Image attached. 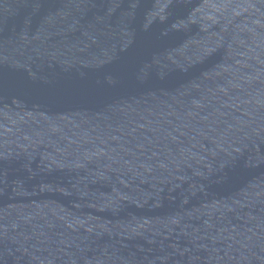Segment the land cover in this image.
<instances>
[{
  "label": "water",
  "instance_id": "1",
  "mask_svg": "<svg viewBox=\"0 0 264 264\" xmlns=\"http://www.w3.org/2000/svg\"><path fill=\"white\" fill-rule=\"evenodd\" d=\"M0 264H264V0H0Z\"/></svg>",
  "mask_w": 264,
  "mask_h": 264
}]
</instances>
